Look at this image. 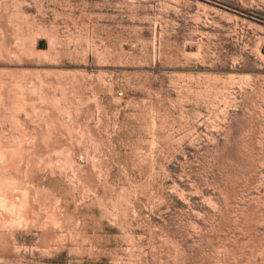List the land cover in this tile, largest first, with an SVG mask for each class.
I'll return each mask as SVG.
<instances>
[{
	"label": "rangeland",
	"instance_id": "obj_1",
	"mask_svg": "<svg viewBox=\"0 0 264 264\" xmlns=\"http://www.w3.org/2000/svg\"><path fill=\"white\" fill-rule=\"evenodd\" d=\"M0 173V264H264V0H0Z\"/></svg>",
	"mask_w": 264,
	"mask_h": 264
},
{
	"label": "bare ground",
	"instance_id": "obj_2",
	"mask_svg": "<svg viewBox=\"0 0 264 264\" xmlns=\"http://www.w3.org/2000/svg\"><path fill=\"white\" fill-rule=\"evenodd\" d=\"M20 150V149H19ZM18 151L16 150V152L14 153L15 154V157H16V153H17ZM21 152V151H20ZM21 154V153H20ZM14 157V158H15ZM22 158L23 157V155H21V156H17V158L19 159V158ZM16 159V158H15ZM17 159V160H18ZM16 161V160H15ZM8 170V169H7ZM12 177V176H11ZM11 179L12 178H10V176L9 175H4V174H2V173H0V195H2L1 197H4L3 196V194H4V192H5V194L4 195H6V192L8 191H10V192H12L13 191V189H14V186H12V182H10L11 181ZM13 181V180H12ZM7 198H8V195H7ZM1 199V198H0ZM10 199H12V198H10ZM10 199H8L9 200V202L5 199V200H1L0 201V203L1 204H3V205H5V208H6V206H7V208L6 209H8V213L9 214H11L12 212H13V210L15 209V207H16V204H17V198H15V199H12L11 201H10ZM4 207H3V209H5ZM5 209V210H6ZM11 216V215H10ZM3 221V220H2ZM4 221H6V220H4Z\"/></svg>",
	"mask_w": 264,
	"mask_h": 264
}]
</instances>
